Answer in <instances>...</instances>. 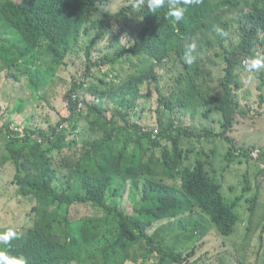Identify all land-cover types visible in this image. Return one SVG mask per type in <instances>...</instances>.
I'll use <instances>...</instances> for the list:
<instances>
[{"label":"trees","instance_id":"16d2710c","mask_svg":"<svg viewBox=\"0 0 264 264\" xmlns=\"http://www.w3.org/2000/svg\"><path fill=\"white\" fill-rule=\"evenodd\" d=\"M114 1L0 0V76L31 89L24 99L15 85L0 82V101L12 110L0 126V166L15 169L11 180L0 167V222L5 215L11 218L7 228L17 237L10 242L9 254L23 256L26 264H169L170 259L176 262L170 264H197L191 259L197 245L187 253L175 252L162 246L164 237L156 240L154 235L158 223L167 219H179L193 235L199 224L185 215L196 207L221 234L233 235L243 196H226L224 172L214 170L210 155L195 147L196 141L183 146L184 138L196 132L179 120L198 103L206 119L218 112L221 124L220 131L207 124L200 138L226 143L229 163L241 154L248 162L255 157L263 163L257 191L246 199L250 216L258 211L264 150L256 155L255 146H239L232 131L240 105L235 76L244 70L238 60L264 53V0H200L177 24L166 17L167 2L155 13L145 7L143 19L124 34L127 43L91 60L100 38L92 28L106 26L101 18L127 16L134 2L116 12L104 9ZM217 26L238 38L227 41ZM192 45L188 55L195 61L189 65L183 58ZM74 51L84 52L85 74L73 77L61 91L63 105L54 123L38 108L52 106L51 97L60 93L54 87L58 70L68 65ZM220 71L217 90L212 83ZM257 76L263 83L264 70ZM154 85L159 93L157 125L146 124L145 131L133 114L141 117ZM73 132L75 140H83L75 151L80 150V156L56 160L55 151L72 145L68 136ZM245 179L244 190H251L248 176ZM125 185L137 189L132 213L116 200ZM77 194L100 212L71 220L69 207L80 204ZM134 249L139 254L132 259Z\"/></svg>","mask_w":264,"mask_h":264},{"label":"rangeland","instance_id":"374dc122","mask_svg":"<svg viewBox=\"0 0 264 264\" xmlns=\"http://www.w3.org/2000/svg\"><path fill=\"white\" fill-rule=\"evenodd\" d=\"M131 1L132 0H127L126 2H123V0H115L111 5L105 6L104 9L109 12H116L119 11L123 4H130ZM145 7H147L146 2L139 8L132 7L127 11V16L123 18L118 16H113L110 19L105 17L101 18L99 22L105 23L106 26L102 29L92 28V33L99 34L100 38L97 46L92 50L90 59L94 60L102 53L112 54L117 47L127 43L128 40L124 34L130 33L131 27L135 26L138 21L143 19L141 10ZM90 24L91 22H88L87 26H90ZM92 36L93 35L87 36L86 41L89 42ZM86 65L87 61L83 51H74L72 52V55H69L68 65L63 66L58 70V78L55 80L56 83L54 84V87L57 88L60 93L58 96L53 95L51 97L52 106L38 108V111L42 113L43 117H51L52 121L56 123L55 121L58 119L59 111L63 105V94L61 91H64V88L67 85L69 86L73 77H84ZM162 73L164 87L168 90L169 88H167L163 70ZM239 77L240 78H237V80L242 88L238 91V99L240 101L239 108L243 110V113L236 115L238 121H235L234 123L235 130L233 127L232 134L235 135L240 145L263 148L264 111H260L259 107L264 109V97L262 94H259V86V92L257 89L256 81H258L259 78L257 79L253 77V79L249 81V77L246 73H242ZM4 81L5 77L0 76V82L8 85H15V92L21 90V96L24 97V99L29 98L31 89L28 87L22 89L20 86L18 87L16 83L10 84V81ZM217 82L218 80L215 77L214 84H217ZM169 92L170 90L167 92V95H169ZM209 93H211V95H208ZM207 96L209 101L213 102L212 92H208ZM158 97L159 93L157 92L156 85H154V93L150 96V103L146 106L144 105L143 109H141V117L139 114L135 113L133 114V119L137 120L140 125L146 126V124H150L155 127L157 125L159 113ZM143 101L144 99L140 100V102ZM204 110L205 108L198 103L197 107L189 108L181 115L182 119L179 120V122H182L187 127H191L196 132L195 136L184 138L183 146L188 147L191 141H196L195 147L204 149L210 155L208 161L211 163L214 170L217 172H224L223 191L226 196L231 199L236 198L239 195L243 196V200L236 208L241 219L236 226L235 233L231 236H224L219 232L216 224L211 222L209 216L204 214L200 207H196L194 212L186 213L185 215L186 217H192L199 224L193 235L191 234V229L183 228L179 219H167L161 221L158 223V226L160 227H157L154 231V235H156V240L164 237L162 246L175 252L187 253L191 250L192 246L197 245L195 255L191 257L192 260H197V264H264V186L259 190V200L261 201V204L253 220H251L252 217L249 213L250 203L245 200L254 196L257 191L255 183L258 180L260 170L263 169V163L257 161L255 157L248 162L247 157L242 154L229 163L225 159V153L228 149L226 143L214 137H211L208 141L207 138H200L202 133H199V131H201L207 124L212 125L215 128V131L221 130V124L218 120L220 116L219 113L215 111V113H211L209 118L206 119L202 115ZM11 111L12 110H9L8 107L5 106L3 101H0V126L5 122L8 112ZM137 111H140V108H138ZM169 115L170 111L168 112V116ZM212 118H215L216 120H212ZM179 122L177 121V124H179ZM74 137H76V132H73L68 136V140L72 141L71 146L65 145L61 150L54 152L56 160L60 162L63 160L75 161V159L80 156V150L77 152L75 151L83 140H75ZM257 153L258 150H255V154ZM192 156L194 157L195 153H193ZM211 166H209V168H211ZM0 167L12 180L15 175V169L12 165L5 164ZM245 176H248L250 184L253 187L251 190H244V187L247 184ZM123 177L124 176L120 174L117 178L122 181ZM138 190L141 192V188H138ZM136 193L137 189L133 190L130 185H125L121 188V194L116 197L121 208L128 213H132ZM82 198V194L76 195V199L80 204H74L71 206L70 219H79L87 215H96L100 212L95 206L84 204ZM0 201L4 203L2 198H0ZM32 207L33 205L28 203L30 211ZM65 208L66 205H63L61 210L65 211ZM4 220L5 221L0 222V231L8 229V224L11 225V218H8L7 220L5 215ZM138 254V251L134 249L132 259ZM170 263L176 262L170 259L169 264ZM184 264H187V261L184 260Z\"/></svg>","mask_w":264,"mask_h":264},{"label":"clouds","instance_id":"9594fccd","mask_svg":"<svg viewBox=\"0 0 264 264\" xmlns=\"http://www.w3.org/2000/svg\"><path fill=\"white\" fill-rule=\"evenodd\" d=\"M145 2L147 4V8L153 13H155L158 9H161L165 5V3L167 2L168 11L166 13V17L171 18L173 24H177L184 19L185 13L188 11V7L192 6L194 4L200 3V0H134L132 7L133 8H139L142 5H144ZM216 31L222 36L228 35L227 41H230L231 39H237L238 38L237 33L231 32V33L227 34L226 32H224L223 29L219 28L218 26L216 27ZM194 48H195V45H192L189 48V50L185 53L183 59H184V62L186 64L191 65L194 63L195 57L188 55V52H191ZM262 53H263V51H262ZM238 61H239L238 66L244 68V70H242L241 72H239L235 76V79L238 83V85L235 86V92L237 94V99L239 98L238 91L241 90V88H242V86H240L237 78H240L239 76L242 73H246V75L249 77V81H251V79H253V77L258 79L257 72H259L260 70H264V53H263V55H258V52H256L255 55L244 58V59L239 58ZM221 66H223V65L221 64ZM220 75H221V71L215 76L216 78H218L217 84H214L215 78H214V81L212 83L214 88L217 90L220 89V84H219ZM247 80H248V78H247ZM247 80H246V83H247ZM256 82H257V89H258V86L260 88V92L258 89L259 94H262V96L264 97V82L261 83L260 79H258V81H256ZM256 82H254V83H256ZM238 101H239V99H238ZM239 103H240V101H239ZM239 107H240V105H239ZM259 110L264 111V109L261 107H259ZM239 113H243V110H241L240 108H239V112H237V114H239ZM237 121H238V119H237ZM65 125H66V121L64 123H62L61 127L65 126ZM147 129L148 128L143 125V130L146 131ZM234 130H235V127H234ZM155 133H157L156 130L153 131V134H155ZM232 137L236 139L235 135H233ZM237 144L239 146H241L239 144L238 140H237ZM255 149L258 150V153H261L262 150H264V147L263 148L256 147ZM254 153H255V151H254ZM89 204H92V203H89ZM260 204H261V202H260ZM260 204H259V206H260ZM70 209H71V207H69V210ZM258 209H259V207H258ZM257 212H256V214H257ZM254 216H252L251 220H253ZM84 217H86V216H84ZM84 217H81L79 219H71V220H73V221L80 220V219L82 220ZM16 237H17V233L12 228H8L6 231L0 232V264H26V260L23 256L16 257V256H11L9 254V251L11 249V243L10 242L13 239H15ZM1 245H4L6 247L1 248Z\"/></svg>","mask_w":264,"mask_h":264}]
</instances>
